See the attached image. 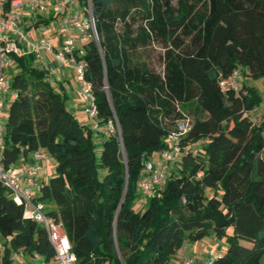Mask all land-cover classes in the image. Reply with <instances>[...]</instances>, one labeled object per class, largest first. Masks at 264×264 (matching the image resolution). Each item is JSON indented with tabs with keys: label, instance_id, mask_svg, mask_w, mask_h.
Masks as SVG:
<instances>
[{
	"label": "trees",
	"instance_id": "1",
	"mask_svg": "<svg viewBox=\"0 0 264 264\" xmlns=\"http://www.w3.org/2000/svg\"><path fill=\"white\" fill-rule=\"evenodd\" d=\"M174 1L80 0L99 39L76 55L87 64L99 122L116 126L101 135L99 156L96 132L76 119L64 85L34 53H11L16 96L1 160L11 167L39 149L55 158L36 198L68 236L75 264H171L186 243L229 228L213 264H263L264 115L251 117L262 96L248 78L264 77V0ZM154 45L165 49L163 72L150 66ZM235 71L240 88H223ZM186 117L179 165L135 210L146 162L169 147V133ZM200 140L202 156L193 149ZM25 212L0 180L1 264L17 254L53 260L48 233Z\"/></svg>",
	"mask_w": 264,
	"mask_h": 264
},
{
	"label": "built area",
	"instance_id": "2",
	"mask_svg": "<svg viewBox=\"0 0 264 264\" xmlns=\"http://www.w3.org/2000/svg\"><path fill=\"white\" fill-rule=\"evenodd\" d=\"M49 17H51L49 23L39 25L43 26V30L32 24V21ZM33 29L39 31L38 37L35 36ZM46 29L58 37L59 48L43 34ZM91 38L97 41L99 39L95 19L91 7L83 6L80 0H0V119L6 96L10 95V99L16 96L10 90V80L4 75V69L12 65L11 53L23 55L31 52L38 58L44 53H50L58 63L57 69L75 70L79 92L85 101L84 111L95 118L91 127L96 134L108 135L115 132L116 126L112 121L107 124L99 122L92 86L85 77L87 64L83 60H78L76 55L84 54V45ZM55 72L56 69H49V78ZM240 85L238 71H235L227 81L221 82L223 88L235 90L239 89ZM189 128L190 118L186 117L169 133L167 139L169 147L159 152V160L146 162L139 187L147 199L157 188L165 184L171 166L178 162L181 154L185 152L180 142ZM4 131V123L0 121V180L11 191L14 201L24 204L26 216L35 219L45 228L54 246L53 261L56 264H75L76 255L68 236L47 214L45 202L34 196V192L40 189V181L34 172L42 168L43 151L39 149L32 152L30 161L5 167L1 160ZM18 256L24 257L23 254H17L16 257ZM34 257L40 259L37 264H50L37 254ZM214 258L211 253L206 258L207 263L213 264ZM181 259V264H196L195 255L182 253Z\"/></svg>",
	"mask_w": 264,
	"mask_h": 264
},
{
	"label": "rangeland",
	"instance_id": "3",
	"mask_svg": "<svg viewBox=\"0 0 264 264\" xmlns=\"http://www.w3.org/2000/svg\"><path fill=\"white\" fill-rule=\"evenodd\" d=\"M176 2V0L174 1ZM28 23V22H27ZM39 29L43 30V26H38ZM48 28V27H47ZM33 32L35 34L36 37L39 36V31L37 29H33ZM41 33V32H40ZM46 37L50 38L55 45H57V48H59V44H58V37L51 32L50 30L46 29L43 33ZM164 51L165 49L163 48V46L161 45H154L151 49H150V57L148 58L150 66L155 69L156 71L159 72H163L164 70ZM44 55V54H43ZM44 57L42 56V59ZM41 58L36 59L35 64L38 66H45L43 65V60ZM16 70L14 68V65L12 64L10 67L5 68L4 69V75L7 79H11L12 76L15 74ZM72 79H73V84H77V78H76V74L72 75ZM248 82L252 85H255L256 88L258 89L260 95L262 96V103L260 104V106H258L255 110H253L251 112V117L256 121V122H261L263 115H264V77H261L259 79H252V78H248ZM77 89H79V83L77 85ZM9 99V98H8ZM7 99V100H8ZM70 102H68L69 105ZM8 106H9V101L6 102V104L3 107V111H2V117H6L7 113H8ZM185 115H188L189 112L188 111H184ZM76 119L79 122H84L86 123L87 126H92L93 122L95 121L92 116H90L89 114L85 113H74ZM2 117L0 119L1 122L2 121ZM203 142L200 140L199 142H197L196 144L193 145V149L195 150V154L197 155H203L204 154V149H203ZM102 144H97L96 147V152L97 155L99 156L101 153V147ZM43 159L46 158V163L45 166L46 167H51L48 163H50V161L52 162V165H55V158L48 153L46 150L43 152ZM179 165V163H175L171 166V169H175V167ZM43 168V167H42ZM41 168V169H42ZM54 168H49V170L47 169V171H45L46 173V177H50L54 171ZM170 169V170H171ZM40 171V170H39ZM163 186V185H161ZM34 192V196H35ZM36 197V196H35ZM145 201V203H144ZM146 202H147V198L143 195H140L137 197V199L135 200L133 207L135 210H143L146 206ZM144 206V207H143ZM47 211V209H46ZM231 233V228H229L228 233L222 237L217 236L212 230L209 231L208 234H206L203 238L195 240L193 242H191V247L192 250H194L193 252L191 251H185V253L187 254H192L195 255L196 258V264H197V260H202V264H208L207 263V256H209L211 253L212 255H216L218 252H220V250L225 251L226 248L228 247V237L229 234ZM6 242V238H4L1 234H0V261L2 259L3 253H4V246L3 244ZM241 243L246 245V246H252L251 242H248L246 240H241ZM183 250V247H182ZM178 253H182L180 251H178ZM177 253V254H178ZM177 254L172 258L171 264H181V256L179 258V260H176ZM27 257H15L12 264H24V261H26ZM177 261V262H176ZM263 264H264V258H263Z\"/></svg>",
	"mask_w": 264,
	"mask_h": 264
},
{
	"label": "crops",
	"instance_id": "4",
	"mask_svg": "<svg viewBox=\"0 0 264 264\" xmlns=\"http://www.w3.org/2000/svg\"><path fill=\"white\" fill-rule=\"evenodd\" d=\"M43 59L41 57V59L43 60V65H45L44 67L47 68L48 70V74H49V69H56L55 74L50 78L52 81L54 82H60L64 85L66 92L69 95V107L72 110L73 113H85L84 111V105H85V101L84 99L81 97V94L79 92V89H77V85L78 83L75 85L73 84V79H72V75H75L76 72L74 69H57L58 68V63L54 60V57L52 54L50 53H44L43 55ZM43 67V66H42ZM10 80V79H9ZM9 98V99H8ZM8 99V100H7ZM10 101V95L6 96V101ZM7 117V116H6ZM6 117H2V121L3 123L6 120ZM83 124H86L84 122H81ZM96 143L97 144H102L103 143V137L101 135H97L96 134ZM45 150H43L44 152ZM32 159V153L29 154V160H27L24 156L21 157L20 162L18 163L21 164L23 162L26 161H30ZM155 160L158 161L159 160V153L156 155ZM46 163V158L42 160V169H40V171H36L34 172L35 177H37L38 180H47L48 177H46V173L45 171H47V169L49 170V168H53L55 167V165H52V162L50 161V163H48L51 167H46L45 166ZM55 171V168H54ZM53 171V172H54ZM52 172V173H53ZM35 196L38 197L39 196V191H35ZM145 203V201H144ZM52 207V205L47 204V208ZM144 207V206H143ZM1 245V244H0ZM185 251H191L193 252L194 250H192L191 247V242L186 243L183 246V250L180 249V252L185 253ZM182 253H178L176 260H179L180 256ZM39 258H35L34 256H28L26 258V261H24V264H37L39 262ZM177 262V261H176ZM202 260H197V264H202ZM50 264H56L53 260L49 262ZM1 264V261H0ZM178 264V263H177Z\"/></svg>",
	"mask_w": 264,
	"mask_h": 264
}]
</instances>
